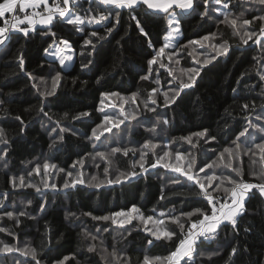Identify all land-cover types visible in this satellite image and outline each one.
<instances>
[{"label":"trees","instance_id":"16d2710c","mask_svg":"<svg viewBox=\"0 0 264 264\" xmlns=\"http://www.w3.org/2000/svg\"><path fill=\"white\" fill-rule=\"evenodd\" d=\"M78 4L72 6V11L82 17L95 15L98 19L100 14L112 15L100 23L86 19L81 26L83 32L57 18L50 26H35V31L30 30L27 36L12 31L9 39L0 45V128L8 141L0 143V200L4 201V206L0 207V228L7 230L0 231V264H35L23 251H2L4 245L19 250L36 249L40 264H58L65 257L68 259L64 264H105L102 257L107 264H144L145 257L152 260L168 256L182 236L179 227L168 217L178 216L181 222H186L182 213L196 209L208 211L210 207L199 194L198 185L182 173L163 166L170 163L186 167L191 158L189 153L195 157L197 167L215 162L214 167L207 170L208 175L215 172L217 176L236 178V173L224 167L231 161L233 167L239 168L244 181L264 182L252 175L260 171L264 162L258 156L245 154L249 148L255 151V144L264 143V108L261 107L264 105V39L259 44L253 40L245 44L240 39L243 28L237 35L230 24L220 22L223 13H231V18H235L243 12L241 19L253 20L248 30L255 32L253 39H257L260 27L264 26V21L253 19L264 16L260 5L232 0L231 6L224 8L214 0H209L206 6L203 0H193V8L188 11L176 8L175 11L181 12L177 17L181 36L175 48L167 47L162 56H156L165 44L170 11L149 9L143 4L131 9L89 4L88 0H78ZM205 10L207 16L203 15ZM133 16L140 21L147 36L139 32ZM108 27L114 29L111 34L106 31ZM93 31L98 35L92 37ZM205 36L209 40H203ZM87 39L92 40V45L85 44ZM62 40H68L75 51L74 61L68 68L45 52ZM197 40L203 48L189 43ZM225 40L230 45L227 54L217 55L210 45ZM173 53L178 55L169 61L167 57ZM21 54L23 67L19 60ZM154 56L158 61L163 59L165 67L149 65ZM212 56L216 58L202 67L203 60ZM196 60L201 64H196ZM192 67H202L195 85L165 107L163 93L168 91L171 97L173 93L169 89L177 86L168 69L186 80L180 70ZM57 74L60 80L54 85ZM144 76L148 79H141ZM53 88L52 95H41ZM152 89H157L152 97L156 105L149 99ZM133 94H136L135 103L131 100ZM146 103L148 108H145ZM245 103L249 104L248 109L243 108ZM81 113L89 115L74 119ZM133 114L135 119L124 118ZM105 115L112 116L117 123L122 119L124 122L112 127L100 140H93L92 131L99 133L98 125ZM249 120L256 127L249 128L248 134L236 141ZM204 130L215 140L206 142L207 138L194 135ZM189 136L193 144L181 139ZM53 140L57 143L50 147ZM147 141L158 146L145 149ZM234 142L241 145L239 157L225 153L221 163L220 153L234 149ZM114 148L134 152L125 156L122 152L112 153ZM165 151L172 155L155 168L151 167ZM97 152L106 153L108 159L100 158ZM142 152L148 153L146 172L139 168ZM177 152L185 154L184 160L175 159ZM253 160L257 162L254 164ZM78 161H83L82 165ZM45 163L55 167L44 169ZM133 170L140 174L121 183H105L99 188L89 186L93 176L98 180L115 179L119 173ZM67 172H72V177H67ZM197 174L201 178L205 175L204 172ZM81 175L83 184L63 187L66 181L71 184ZM13 177L17 187L12 186ZM19 177L24 178L25 186H19ZM216 183L219 181L213 187ZM248 196L246 211L238 217L237 230L221 225L213 238H199L188 264H264V197L256 189ZM133 206L139 209V213H133L136 217L153 216V221L145 223L137 218L127 223L126 216L113 217L117 223L93 219L113 216L116 212L127 214ZM6 212L16 215L10 218ZM20 212L25 215L19 216ZM161 219L164 224H157ZM191 219L194 221L197 216ZM121 221H124L123 227L119 224ZM157 229L174 230L176 236L171 240L156 239L151 233ZM86 232L97 239L86 237ZM148 240L152 243L148 244ZM93 244L96 250L89 252L88 247ZM232 247H236L237 252L230 258ZM113 251L116 257L109 255ZM153 264L160 262L153 261Z\"/></svg>","mask_w":264,"mask_h":264},{"label":"snow or ice","instance_id":"6c2138e0","mask_svg":"<svg viewBox=\"0 0 264 264\" xmlns=\"http://www.w3.org/2000/svg\"><path fill=\"white\" fill-rule=\"evenodd\" d=\"M205 6L208 4L209 0H203ZM246 2H250L252 4H257L264 9V0H246ZM89 4L97 3L99 5H114L116 8H134V6L138 4L147 5L149 9H157L164 12H167L169 8H172L173 5L178 6L180 9H191L193 8V0H162V2H154V0H88ZM214 3L216 4H223L224 8H229L231 6L232 0H214ZM78 4V0H54L52 5H49V0H0V45H3L6 40L9 39V33L12 31H20L25 36L29 34V31H35V26L37 24L42 25H52L53 21L57 18L63 19L67 24L76 26V30L79 32H83L84 28L81 27L85 24V20L88 19L89 21H96L97 23H100L102 21H106L109 19V17L112 15V13H109L108 15L100 14L99 18L95 15L91 17H82L80 15L75 14L72 11V6ZM43 6L42 11H37L38 9ZM31 10L29 12L28 10ZM91 11V9H89ZM218 11V10H217ZM7 14V17H6ZM23 14V16H21ZM204 16H207V10L203 13ZM231 13H223V20H221V23L230 24L232 28L234 29V34L239 35L240 28L244 29L243 35H240V39L246 44L248 43V40H253L254 43H261V39H264V26H261L259 29V36L260 39H253L256 36V33L253 31H249L248 28L253 24V20L249 19H241L244 16V13L241 12L239 16L235 18H231ZM34 17H39V19H36ZM115 19L116 23H119V12L117 11L115 13ZM133 20H135L136 25L138 27V30L141 34L144 36H147L148 33L145 32L144 28L140 26V21L136 19V17H132ZM254 20H260L264 21V16H256L253 18ZM175 22V26H173ZM20 25H27L26 27H20ZM239 25V27H238ZM168 26L171 29L169 31L168 36L165 37V40L168 41L174 34L179 33V22L176 21L175 13L171 14V19L168 20ZM113 27H108L106 29L108 34H111L113 31ZM45 34H48L47 32ZM51 35L55 36V33H51ZM92 37H95L98 35L97 32L93 31L90 34ZM103 38V37H101ZM203 40L207 41L209 40L208 36H205L202 38ZM92 40L87 39L85 40L86 45H92ZM151 41L149 40V44ZM190 44H200V46L203 48L204 45L201 43V41H189ZM60 44L64 45V47H52V49H45V52L48 55L51 56H58L59 57V63L61 65H64L66 59H71L70 56H64L61 55V53L65 50V48L71 49V45L68 41L62 40L60 41ZM51 47V46H50ZM169 47L168 43H165L164 46H162L158 52L156 53V56H162L165 48ZM173 48H175V45H172ZM210 47L217 53V55H226L230 45L228 44L227 40L223 41L220 44H212ZM178 55V53H173L172 55L168 56L167 59L169 61H172V56ZM191 55V53H189ZM156 56L153 57L149 61V65H155L159 64V67L163 68L165 67L164 60H157ZM216 57L212 56L210 59H205L202 62V67L207 66L209 63H211L212 60H214ZM20 60V66L23 67V54L19 57ZM175 63L179 64V60H176ZM196 64H201V61L196 60ZM87 67V65H84ZM202 67H192L188 69H181L180 72L182 76L187 77V79H182L180 76H177L174 74L173 70L171 68L168 69L169 75L173 77L174 80L177 82V86L175 88H170L169 91L173 93L171 97H169V92L165 91L163 93L164 97V106L167 107L172 103H175L176 99L179 97V95L185 90L192 88L195 83L197 77H199ZM149 72L151 73V68L149 69ZM141 79H148L147 76L141 77ZM264 79V77H262ZM60 80L59 74L56 75L54 78V85L55 82H58ZM53 91H47L41 93L42 96H49L52 95ZM157 92V89H152V93L149 96L150 102L153 105H156L157 101L156 99L152 98L155 96ZM107 95V94H105ZM112 95H118L116 93H113ZM131 100L133 103L136 102V94H133L131 97ZM127 102V101H125ZM2 103V101H0ZM252 107L255 108V101L252 102ZM262 108H264V105H261ZM145 108H148L147 103L145 104ZM244 109L249 108V104L245 103L243 105ZM103 111V108L100 109ZM149 111H155V108H149ZM40 111H43V108H40ZM123 112V109H121ZM67 115V114H66ZM89 113H81L79 116L74 117V119H79L81 116H87ZM125 119H135L136 116L133 114L131 117L125 116ZM17 119H20L17 117ZM257 119H260V117H257ZM123 119L120 120L118 123L114 121L112 116L105 115L103 118V121L100 125H98V128L101 129L99 133L97 130L92 131L91 138L93 140H100L101 136H103L106 132H111L112 127H118L119 123H123ZM165 124L168 123L167 120L163 121ZM256 126L252 124V122L248 121V126L245 127L242 131L239 132L238 136L236 137V141H239L241 137H245L248 134L249 128H255ZM61 131H65L64 129H61ZM197 137H200L201 139L207 138L206 142L208 140H215V137H208L207 136V130H204L199 133H195ZM59 139L62 141L63 136L61 135ZM181 139L186 140L189 144H193L192 137H182ZM7 138L5 135V132L2 128H0V143L6 144ZM57 141L53 140L52 145L50 147H54L56 145ZM198 144V141H197ZM235 147L234 149H225L224 152L220 153L219 160L221 163L224 162V155L227 153L230 157L235 155L239 157L240 155V143L234 142ZM158 145H155L152 143V141H147L144 144L145 149H154ZM195 146V145H194ZM253 148H249L247 150V153L245 154H251L252 156H258L259 160L261 162H264V143H257L254 145ZM122 152L123 155L127 156L129 152H134L133 149H121V148H114L112 149V153H120ZM147 152H142L139 158V168L142 171H147L148 169L145 168V163L147 161L145 160V157L147 156ZM3 155H6V153H3ZM97 156H99L102 159L107 160L108 156L104 152H97ZM172 155L170 152L165 151L163 153V156H160L156 161L151 163V167L155 168L157 164L160 163L161 160H164L166 157H169ZM191 158L187 161L186 167H181L180 164H177L176 166H173L170 163H165L163 166L170 168L172 171L182 173L188 180L193 181L195 185H198L199 187V194L202 195L205 200L208 202L209 210L204 211L202 209H196L194 212L190 213H182L181 215L186 217V222H181V218L178 216H169L168 219L171 220L173 224H176L181 233L182 236L179 238L178 244L175 248V250L171 251L168 256L166 257H154L152 260H150L148 257H145L144 264H153V261H158L160 264H181V261H184L185 264H188V261L192 259L193 253L195 252V246L197 243V240L201 237L206 238H213V234L217 233V230L221 227V225L228 226L230 225L233 229V231H236V225L238 223V217L243 216L244 212L246 211L245 208V201L249 198L248 193L251 192L252 189H256L261 197H264V182L260 183H249L243 180L242 176H240L239 168L233 167L232 162L229 161L227 164H224V167L230 168L232 172L236 173V178H233L231 175L227 177L223 176H217L215 172H212L211 175H208L207 170L212 169L215 165V162L212 164H205L203 166L197 167V161L195 157H192L191 154H188ZM185 154L184 153H175V159L177 161L184 160ZM254 164L257 162L256 160L252 161ZM78 164L83 163V161H78ZM111 161L109 160V164ZM49 167H55L54 165H49L45 163L43 165L44 169H48ZM73 167H76L74 164ZM136 165H133V168H135ZM40 167L37 166L36 172L39 174ZM60 171H64L63 169H60ZM105 175L107 176V173L109 169L105 168ZM204 172V177H199L197 173ZM140 173L137 171H129L128 173L121 172L119 173L115 179H106V180H98L97 177L93 176L91 178V181L89 182V186L99 188L103 186L105 183L107 184H113V183H121L123 180L131 179ZM67 177H72V172L66 173ZM252 175L257 180H264V166L261 167L259 172H253ZM205 182H201V181ZM219 181V183H216V186L213 187V184ZM178 182V181H174ZM77 183L83 184L84 180L82 179V175L80 179L72 180L71 184L69 182H65L63 187L68 188L70 186L75 187ZM12 186L17 187L16 184V178H12ZM19 186H25L24 184V178L19 177ZM29 187H34L33 185H27ZM48 184H45V187H48ZM51 187H55V185H51ZM209 189L212 191L210 192ZM37 191H40V188H36ZM215 193V195H214ZM160 199H164V196L162 195ZM28 203H31L29 201ZM4 206V201L0 200V207ZM132 213H139V209H137L135 206H133L129 212L126 214L124 212H116L113 214V216H98L93 217L95 220H102V221H109L112 220L113 223H117V221L113 217H120V216H126V222L131 223L132 219H139L141 221H144L145 223L153 221V216L145 217L143 214L138 215V217H133ZM5 215L8 217H14L16 214L13 212H6ZM25 215L24 212H20L19 216ZM85 215H91V213H86ZM161 216H164V213H160ZM193 216H197L196 220H192L191 218ZM157 224L163 225L164 220H157ZM120 226L123 227L124 221L119 222ZM187 224V227H186ZM106 230V229H105ZM0 231H7L6 229L0 228ZM99 231V229L97 230ZM156 239L166 238L171 240L172 237L176 236V232L169 231L167 229L160 230L157 229L156 231H153L151 233ZM86 237H91L93 240L97 239V237L92 236L91 233H85ZM152 240H148V244H151ZM23 251V254L26 256H31L33 260L35 261V264H40V261L37 259V251L36 249H14L12 247H9L8 245H4L2 251L5 252H12V251ZM96 250V246L90 245L88 247L89 252H94ZM106 251V249H105ZM237 252L236 247L231 248L230 252V258L231 256H234ZM109 255L116 257L115 251L110 253ZM68 257L64 258V261H66ZM102 259H105V264H107V260L105 257H102ZM64 261H59L58 264H64Z\"/></svg>","mask_w":264,"mask_h":264},{"label":"rangeland","instance_id":"374dc122","mask_svg":"<svg viewBox=\"0 0 264 264\" xmlns=\"http://www.w3.org/2000/svg\"><path fill=\"white\" fill-rule=\"evenodd\" d=\"M30 10V9H29ZM172 13H175V16H176V21H178V14H180V13H178L177 11H175V10H172ZM171 13V14H172ZM171 14H170V16H169V19H171ZM21 16H23V15H21ZM20 26H22V25H20ZM24 26V25H23ZM173 26H175V22H174V24H173ZM169 31H171V29L169 28V30H168V32H167V34H166V36H168V33H169ZM180 36H181V32H180V26H179V33L178 34H174L171 38H170V40H168V41H166L165 40V43H168L169 44V47H172V45H175L176 44V42L178 41V39L180 38ZM66 41H68V40H66ZM69 42V41H68ZM69 44H70V42H69ZM71 45V44H70ZM53 47H64V45H62V44H60V43H58L57 45H53ZM52 49V48H51ZM61 55H64V56H70L71 57V59H66L65 60V63H64V67L65 68H68V67H70L71 65H72V63H73V61H74V58H75V51H74V49L72 48V46H71V49L69 50L68 48H65V50L61 53ZM55 58H57V59H59V57L58 56H54ZM158 165V164H157ZM133 214V213H132ZM133 217H136L135 216V214H133L132 215ZM148 223V222H147Z\"/></svg>","mask_w":264,"mask_h":264},{"label":"crops","instance_id":"0c3cea01","mask_svg":"<svg viewBox=\"0 0 264 264\" xmlns=\"http://www.w3.org/2000/svg\"><path fill=\"white\" fill-rule=\"evenodd\" d=\"M53 2H54V0H49V5H52ZM154 2H162V0H154ZM176 8H179V7L176 6V5H173V7H172V8H169L168 11H170V12L172 13V10H175ZM40 9L43 10V6H41ZM179 9H180V8H179ZM154 10H157V9H154ZM180 10L188 11V10H190V9H180ZM157 11H161V10H157ZM75 14H77V13H75ZM77 15H79V14H77ZM34 18L39 19V17H34ZM37 25H42V24H37ZM37 25H36V26H37ZM22 26H23V25H22ZM26 26H27V25H24L23 27H26Z\"/></svg>","mask_w":264,"mask_h":264},{"label":"built area","instance_id":"2783aa9c","mask_svg":"<svg viewBox=\"0 0 264 264\" xmlns=\"http://www.w3.org/2000/svg\"><path fill=\"white\" fill-rule=\"evenodd\" d=\"M29 12H31V10H28ZM37 11H42L41 9H38ZM21 27V26H20ZM11 33V32H10ZM9 33V34H10ZM246 182H249V183H256L255 181H246ZM199 240V239H198ZM197 240V241H198ZM196 245H197V243H196ZM195 251H196V246H195Z\"/></svg>","mask_w":264,"mask_h":264},{"label":"water","instance_id":"95a60500","mask_svg":"<svg viewBox=\"0 0 264 264\" xmlns=\"http://www.w3.org/2000/svg\"><path fill=\"white\" fill-rule=\"evenodd\" d=\"M257 39H260V36H258V38Z\"/></svg>","mask_w":264,"mask_h":264},{"label":"bare ground","instance_id":"6f19581e","mask_svg":"<svg viewBox=\"0 0 264 264\" xmlns=\"http://www.w3.org/2000/svg\"><path fill=\"white\" fill-rule=\"evenodd\" d=\"M103 248V247H102ZM109 257V256H108Z\"/></svg>","mask_w":264,"mask_h":264}]
</instances>
